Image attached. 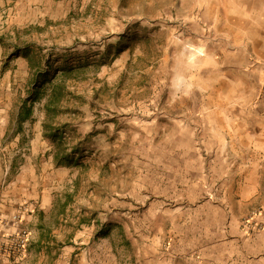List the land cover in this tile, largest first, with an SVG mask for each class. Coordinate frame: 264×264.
I'll use <instances>...</instances> for the list:
<instances>
[{"label":"rangeland","instance_id":"obj_1","mask_svg":"<svg viewBox=\"0 0 264 264\" xmlns=\"http://www.w3.org/2000/svg\"><path fill=\"white\" fill-rule=\"evenodd\" d=\"M0 36V118L10 121L0 203L24 157L16 117L34 116L23 128L35 131L37 180L54 197L38 220L48 246L32 264H59L75 234L83 264H214L202 256L218 234L207 226L236 211L233 173L250 154L220 119L264 112V0H0ZM67 68L51 122L75 162L57 165L44 105L48 80ZM258 208L240 222H256ZM28 243L20 249L13 231L0 261Z\"/></svg>","mask_w":264,"mask_h":264},{"label":"crops","instance_id":"obj_2","mask_svg":"<svg viewBox=\"0 0 264 264\" xmlns=\"http://www.w3.org/2000/svg\"><path fill=\"white\" fill-rule=\"evenodd\" d=\"M225 116V119H220L225 123L219 127L226 135L227 130L229 136L235 135L239 145L236 148L238 151L250 154L243 155L242 160L237 163L238 171L233 173L236 187L229 191L231 195L228 197L237 202L236 211L231 210L227 214L229 220L226 218L225 222H222L220 217L218 223L208 224V231L211 233L213 228L218 234L217 237L213 236V239L209 236V239L204 240L202 256L214 264H264V112H242ZM0 120L2 122L1 118ZM33 120L34 116L23 120L13 118V123L17 121L13 131L15 146L24 157L20 161H12L10 167L16 169V172L11 176L3 192L4 199L0 203V215L3 217L0 222V242L8 238L13 231L17 232L20 224L13 221L12 217L20 212H23L25 223L29 222L31 240L20 257L13 261L5 259L0 261V264H32L31 260L36 256L35 251L48 246L43 239L45 231H39L38 220L41 215H46V212L51 210L54 197L48 191L42 190L37 180L38 163L33 154L36 152L38 155L39 149L35 147L34 141L29 143V137L34 136L35 131L23 128ZM9 122L5 117L0 141L8 132ZM25 138L26 143L21 144V139ZM0 146L2 147L1 142ZM254 208H262L253 218L257 223L243 225L240 222L241 216ZM76 238L77 234L70 238V246L65 244L60 248L57 256L59 264H83L82 247L77 246Z\"/></svg>","mask_w":264,"mask_h":264},{"label":"trees","instance_id":"obj_3","mask_svg":"<svg viewBox=\"0 0 264 264\" xmlns=\"http://www.w3.org/2000/svg\"><path fill=\"white\" fill-rule=\"evenodd\" d=\"M0 42H3L1 36H0ZM70 71H71L70 68H67L60 73L61 74L60 77L62 78H57L58 75H54L53 78L48 80L50 84V89L47 95L46 103L44 105L48 118L44 122V135L48 138H51L54 142H56V152L54 153V160L56 161L57 165H71L75 162L73 161L72 153L69 152L65 147V142L60 128L56 127L51 122V116L55 115L59 107V102L61 101V97L63 96V91L65 89L64 83L66 80V74ZM35 82L33 84L31 83V87L28 90V96H32L33 100H38L40 98V94L43 92L42 90L43 86L37 87L35 86ZM27 101L28 100L25 99L22 105L24 116L29 115L31 111L30 107H27Z\"/></svg>","mask_w":264,"mask_h":264},{"label":"built area","instance_id":"obj_4","mask_svg":"<svg viewBox=\"0 0 264 264\" xmlns=\"http://www.w3.org/2000/svg\"><path fill=\"white\" fill-rule=\"evenodd\" d=\"M14 220H16V222H19V224L22 222V215L18 214L16 216H14ZM246 223L249 224L250 223V218L246 220ZM29 231L27 230L26 227L19 225L17 232H16V236H17V241H18V246L20 249H24L29 241Z\"/></svg>","mask_w":264,"mask_h":264}]
</instances>
